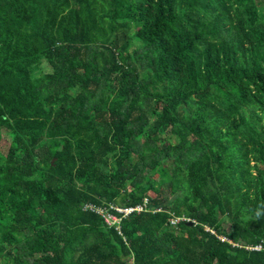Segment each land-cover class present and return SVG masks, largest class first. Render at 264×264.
<instances>
[{"label":"trees","instance_id":"16d2710c","mask_svg":"<svg viewBox=\"0 0 264 264\" xmlns=\"http://www.w3.org/2000/svg\"><path fill=\"white\" fill-rule=\"evenodd\" d=\"M0 264H264V0H0Z\"/></svg>","mask_w":264,"mask_h":264},{"label":"built area","instance_id":"2783aa9c","mask_svg":"<svg viewBox=\"0 0 264 264\" xmlns=\"http://www.w3.org/2000/svg\"><path fill=\"white\" fill-rule=\"evenodd\" d=\"M88 207L89 206H87L86 208L88 209ZM89 208H91L92 209V207H89ZM141 208H138V210H140ZM119 212H126V213H130V212H132L133 211V209H128V210H123V209H120V208H118L117 209ZM136 210V209H135ZM101 211V210H100ZM112 220H111V222H109L110 224H112V223H114V222H116L117 220H118V218L116 217V216H109ZM116 220V221H115ZM107 221H108V217H107ZM262 247H263V245H258V246H255L254 247V249H257V250H259V249H262Z\"/></svg>","mask_w":264,"mask_h":264},{"label":"rangeland","instance_id":"374dc122","mask_svg":"<svg viewBox=\"0 0 264 264\" xmlns=\"http://www.w3.org/2000/svg\"><path fill=\"white\" fill-rule=\"evenodd\" d=\"M49 71V69L47 68V65H45V72L47 73ZM111 218L110 217H108V222H111Z\"/></svg>","mask_w":264,"mask_h":264},{"label":"bare ground","instance_id":"6f19581e","mask_svg":"<svg viewBox=\"0 0 264 264\" xmlns=\"http://www.w3.org/2000/svg\"><path fill=\"white\" fill-rule=\"evenodd\" d=\"M94 211V210H93ZM99 211V210H98ZM105 211V210H104ZM110 215V214H109ZM119 220V219H118Z\"/></svg>","mask_w":264,"mask_h":264}]
</instances>
